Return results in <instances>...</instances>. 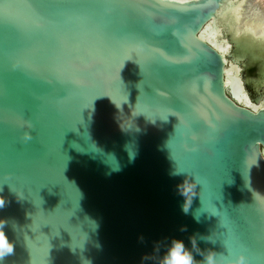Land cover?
Returning a JSON list of instances; mask_svg holds the SVG:
<instances>
[{"label":"water","instance_id":"1","mask_svg":"<svg viewBox=\"0 0 264 264\" xmlns=\"http://www.w3.org/2000/svg\"><path fill=\"white\" fill-rule=\"evenodd\" d=\"M225 2L0 0L2 264H162L172 239L264 264V107L238 99L264 66Z\"/></svg>","mask_w":264,"mask_h":264},{"label":"bare ground","instance_id":"2","mask_svg":"<svg viewBox=\"0 0 264 264\" xmlns=\"http://www.w3.org/2000/svg\"><path fill=\"white\" fill-rule=\"evenodd\" d=\"M250 4V0H226L222 9L218 10L215 22L226 21L229 24V28L235 34L251 32L254 37L264 41V14L260 12V8L256 4ZM245 19H250L251 23L243 24ZM222 30L223 26L215 28L212 27V23L210 22L200 31V36L225 55L230 49V42L227 37L222 36ZM226 63L225 83L227 85L230 82L231 74H236V69L234 68V64L229 63L227 59ZM238 99L246 105L257 106V108L264 104V100L254 103L245 90L241 95H238ZM262 150L264 154V148Z\"/></svg>","mask_w":264,"mask_h":264},{"label":"clouds","instance_id":"3","mask_svg":"<svg viewBox=\"0 0 264 264\" xmlns=\"http://www.w3.org/2000/svg\"><path fill=\"white\" fill-rule=\"evenodd\" d=\"M259 107H264V104ZM257 110V106H253V111ZM30 135L25 132L23 139H30ZM181 172L174 170L172 175H179ZM183 179L177 184L179 193L184 197L182 210L187 212L191 204L192 197L195 195L196 187L199 183L195 173H183ZM4 199L0 197V206H3ZM5 220L0 219V264H2L3 257L9 255L13 251V242L6 236L3 225ZM193 246L195 245V238L192 240ZM162 264H198L193 260L192 253L189 252L182 240L172 239L165 255L162 257ZM200 264V262H199ZM202 264H248V259L243 253H238L232 259H218L214 250L209 249L204 255Z\"/></svg>","mask_w":264,"mask_h":264},{"label":"rangeland","instance_id":"4","mask_svg":"<svg viewBox=\"0 0 264 264\" xmlns=\"http://www.w3.org/2000/svg\"><path fill=\"white\" fill-rule=\"evenodd\" d=\"M250 2H251V4L250 5H257L258 6V8H260V12L262 13V14H264V0H250ZM252 3H254V4H252ZM237 9V8H236ZM228 20V19H227ZM251 20L250 19H245L242 23L243 24H249V23H251L250 22ZM246 35H251V36H253L252 35V33L251 32H248V33H245ZM242 40V39H241ZM244 41V43H245V41H247V40H243ZM248 42V41H247ZM259 42L260 43H258V44H256V43H253L252 45H251V47L249 48V51H251L250 53L252 54V55H254V58H255V60L257 61V62H259L260 63V65L262 64V66H264V41H261V40H259ZM258 46H260V49L258 48ZM258 49V50H257Z\"/></svg>","mask_w":264,"mask_h":264},{"label":"snow or ice","instance_id":"5","mask_svg":"<svg viewBox=\"0 0 264 264\" xmlns=\"http://www.w3.org/2000/svg\"><path fill=\"white\" fill-rule=\"evenodd\" d=\"M186 0H177V3H180V4H183L185 3ZM161 56H163V53H161ZM165 59H169V57H164ZM176 62H179V61H176Z\"/></svg>","mask_w":264,"mask_h":264}]
</instances>
